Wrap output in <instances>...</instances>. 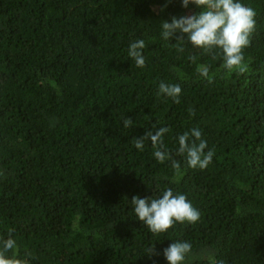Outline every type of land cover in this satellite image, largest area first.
I'll return each instance as SVG.
<instances>
[{
    "label": "trees",
    "instance_id": "16d2710c",
    "mask_svg": "<svg viewBox=\"0 0 264 264\" xmlns=\"http://www.w3.org/2000/svg\"><path fill=\"white\" fill-rule=\"evenodd\" d=\"M240 2L256 11L244 74L228 73L219 49L184 41L179 52L161 37L165 20L199 11L182 0H0V239L11 232L17 258L168 264L163 249L181 240L192 245L184 264H264V0ZM140 39L143 68L128 56ZM161 81L181 86L179 103L157 95ZM164 126L179 171L150 140L134 146ZM193 128L214 150L203 170L177 155ZM167 188L200 219L156 235L130 200Z\"/></svg>",
    "mask_w": 264,
    "mask_h": 264
},
{
    "label": "clouds",
    "instance_id": "9594fccd",
    "mask_svg": "<svg viewBox=\"0 0 264 264\" xmlns=\"http://www.w3.org/2000/svg\"><path fill=\"white\" fill-rule=\"evenodd\" d=\"M171 0H167L170 3ZM167 3L163 7H167ZM195 5L198 12L182 15L179 18L171 17V21L165 20L161 25V37L170 41L175 39L177 51L183 52V42L187 41L193 47L202 49L203 53L215 54L219 49L223 57V68L228 72L244 74L249 70L245 61L243 50L250 46L251 35L256 27V11L254 8L240 2V0H182V7L188 8ZM163 10V8L161 9ZM180 33V35H177ZM146 43L143 39L134 41L128 48V56L135 61L139 68L145 67L146 60L143 49ZM195 59V57H191ZM199 75L208 83L213 82L209 68L202 66ZM182 88L179 84H168L161 81L157 95H166L175 103L180 102ZM134 121L131 117L123 118L125 128L132 127ZM156 125L153 124L152 128ZM169 128H158L154 133L148 130L139 138H134L136 149L143 151L145 141L150 140L156 149L153 153L156 160L164 163L172 160V167L179 171V161L172 159L171 153L163 143L164 135ZM179 147L177 155L184 156L188 167L192 169H206L212 162L214 150L207 148V141L202 138V132L193 128L178 136ZM3 173H0L2 175ZM131 204L136 218H138L153 234H162L174 228L177 223L194 224L200 219V212L187 199L185 194L174 193L172 188H167L157 198L150 196L141 198L134 195ZM17 242L9 232L7 239H0V264H27V261L17 258L14 250ZM192 245L188 241L176 240L163 249V255L168 264H184L186 257L191 253ZM13 253V255H9ZM149 256L158 255L154 246L149 247Z\"/></svg>",
    "mask_w": 264,
    "mask_h": 264
}]
</instances>
